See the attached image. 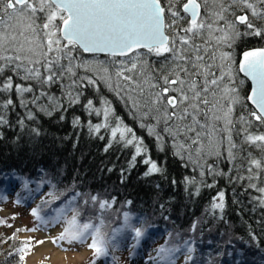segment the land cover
<instances>
[{
  "label": "trees",
  "instance_id": "trees-1",
  "mask_svg": "<svg viewBox=\"0 0 264 264\" xmlns=\"http://www.w3.org/2000/svg\"><path fill=\"white\" fill-rule=\"evenodd\" d=\"M185 1L173 0L182 16L185 15L182 12ZM161 3L167 8L169 0H161ZM223 3L224 0L201 3V16L208 21L210 29H206L203 39L196 43L207 49L200 55L215 65L212 68L215 77L225 73L227 78L220 91L214 90V98L213 93L207 97L212 101L207 115L199 117L200 124L207 127L197 130L198 137L196 132H184V126L192 124L190 118L184 124L176 122L181 129L176 143L184 145L183 148L173 146V138L163 131V123L156 124V113L147 117L144 115L147 108L138 111L126 100L128 92L116 76L125 57L87 55L76 50L73 63L81 66L75 69V79L88 77L96 84L85 82L84 86L73 89L67 88L72 83L68 78L43 86L36 80L23 79L26 72L23 66L19 73L12 66L0 71V117L4 120L0 123V196L3 197L0 203L5 202L15 183H25L28 191H34L29 194L31 201L48 185L47 199L35 205L36 215L54 214L55 217L57 211L70 212L63 233L77 237L80 242L87 237L92 240L94 254L83 264H99L100 259L103 264H124L121 260L124 248L128 247L132 254L137 253L131 240L137 246L162 240L159 247L161 264L175 259L188 247L197 250L191 264H264V204L260 202L264 193L259 191L264 189V169L248 171L250 160L264 162V145L245 143L244 136L245 131L264 134V125H249L241 120L242 116L247 118L252 106L247 101L250 85L238 71L241 52L251 47H263L264 35H239L230 42H223L224 33L217 29L233 20L230 13L225 14L224 20L217 18L216 13ZM231 11L250 16L238 8ZM38 15L41 18L36 23L42 25L43 14ZM165 18L166 23L171 21L167 13ZM253 22L264 29V20L253 18ZM11 23L19 25L21 31L25 29L26 22L19 18ZM183 26H187L186 20ZM236 28L240 33L248 31L244 25L237 24ZM31 38L30 35L17 36L19 43L11 47L19 51L23 46L27 56L31 45L25 41ZM139 51L143 54L146 50ZM225 53L231 60L222 63L220 57ZM8 55L12 53L0 50V56ZM165 56L167 60L154 54L145 57L149 75L161 70L167 74L172 65L170 54ZM27 58L39 59V51ZM9 77L13 87L4 90L2 86ZM194 79L203 83L199 77ZM229 83L240 100L228 114L232 124L231 139L236 146L234 162L227 158L228 132L223 131L227 107L222 94ZM16 85L31 87L32 91L21 97ZM144 87L142 106L148 99L147 85ZM69 90L82 93L79 104L69 106ZM37 97L36 103H31ZM49 97L57 98L61 107L54 109ZM89 99L98 108L102 107V101H108L114 112L112 125L115 126V117H119L143 141L146 153L133 160L134 145L126 146L117 141L109 146V130L92 134L89 122L93 125L101 123L103 116L89 115L84 110ZM9 100L11 104H8ZM42 107L46 111H41ZM77 117L80 123L74 125L73 120ZM141 123L156 125L163 140L158 142L147 127H140ZM197 139L198 143L193 144L192 141ZM177 151L181 155H176ZM215 152L221 153L219 158ZM149 158L161 168L160 172L145 175L149 165L144 160ZM209 166L214 169L212 173ZM253 184L256 188L250 187ZM221 192L224 193L222 212L212 208L213 202H219ZM0 220L5 221V218L0 215ZM205 225L212 229L203 230ZM13 239L15 236L0 240V264H21L20 253L25 251L28 243Z\"/></svg>",
  "mask_w": 264,
  "mask_h": 264
},
{
  "label": "snow or ice",
  "instance_id": "snow-or-ice-1",
  "mask_svg": "<svg viewBox=\"0 0 264 264\" xmlns=\"http://www.w3.org/2000/svg\"><path fill=\"white\" fill-rule=\"evenodd\" d=\"M202 2L206 4L207 0H186L182 6L185 15L182 16L173 0H169L167 8L162 5L161 0H0V50L12 53V55L0 56V62L7 61L0 63V71L12 66L19 73L23 66L26 70L23 79L36 80L43 86L53 85L68 78L72 83L67 88L73 89L84 86L85 82L87 85L96 84L94 79L88 77H80L79 81L75 79V69L81 66L73 63L76 50L123 56L125 61L121 62L116 76L128 92L126 100L131 101L132 106L138 111L147 108L144 112L147 117L156 113V124L163 123V131L173 138V146L183 148L184 145L176 143L181 133L176 122L184 124L190 118L192 124L185 125L184 132H196L198 137L197 130L207 127L206 124L201 125L199 122V117L207 115L208 106L212 102L207 97L209 93H213L214 98V90L220 91L221 84L227 78L225 73L218 78L215 77L212 71L215 65L208 63L200 55L201 52H207V49L196 43L198 39H203L205 30L210 29L208 21L201 16ZM224 4L228 6L225 7ZM260 5H264V0H224L216 16L219 20H224L225 14L230 13L233 15V20L224 28L217 29L224 33L221 38L223 42H230L239 35H264V29L257 27L253 22V18L264 20V7ZM233 8L250 13L251 18L248 14L236 15L231 11ZM166 13L171 17V21L167 23ZM38 14H43L42 25L36 23L41 18ZM15 18L26 22L23 31L20 30L19 25L14 26L11 23ZM185 20L186 27L183 26ZM237 24L244 25L248 31L238 32ZM29 35L32 38L25 41L31 45L27 49V56H34L38 50L39 59H28L23 46L19 51L11 47L19 43L17 36ZM140 49L146 51L142 54ZM153 54L157 57L163 56L166 60L168 57L165 54H170L172 67L167 74L161 70L149 75L150 69L145 57ZM220 60L223 63L230 61L231 57L225 53ZM239 72L251 81V91L247 100L253 106L247 118L242 116L241 120H245L249 125L254 123L264 125V48L245 51L239 64ZM194 77L201 78L203 83L201 84L200 80ZM145 85H147L148 99L142 106ZM2 87L4 90L13 87L10 77ZM15 87L21 97L24 93L32 91L31 87L23 85ZM81 95L79 91L74 93L69 90L67 93L69 106L79 104ZM222 98H225L227 107V114L223 117L225 120L223 131L228 132L227 158L230 162H234L236 146L231 139L232 124L228 120V114L233 111L236 104L240 103V100L230 83L223 89ZM38 99L35 98L31 103H36ZM49 101L54 109L61 107L57 98L49 97ZM11 103L12 101L9 100L8 104ZM84 110L89 115L103 116L101 123L93 125L89 122L88 127L92 134H99L102 129L109 130L111 137L109 146L117 141L123 142L126 146L134 145L136 152L133 160L136 156L146 153L143 141L130 127L124 125L119 117H115V126L112 125L114 112L108 101H102V107L98 108L89 99L84 104ZM41 111L46 109L42 107ZM0 123H4L2 117ZM79 123V117L73 120L74 125ZM140 127H147L149 134L154 135L158 142L163 140L156 131V125L141 123ZM244 136L245 143L264 145V134L256 135L245 131ZM192 143H198V139L193 140ZM175 154L181 155V152L177 151ZM214 154L217 158L221 155L220 152ZM144 163L149 165L145 175L161 171L157 163L150 158L145 159ZM253 169H264V162L257 159L250 160L248 171ZM208 170L210 173L214 171L211 166ZM250 187L256 188V185ZM259 191L264 193V189ZM0 199L3 197L0 196ZM218 199L219 202H213L212 208L222 212L223 192L218 194ZM260 202L264 204V199ZM31 214L36 216V209H33ZM37 219L40 218L37 216ZM3 223L4 221L0 220V224Z\"/></svg>",
  "mask_w": 264,
  "mask_h": 264
},
{
  "label": "rangeland",
  "instance_id": "rangeland-1",
  "mask_svg": "<svg viewBox=\"0 0 264 264\" xmlns=\"http://www.w3.org/2000/svg\"><path fill=\"white\" fill-rule=\"evenodd\" d=\"M20 190L21 185L18 186L16 184L13 187L11 195L8 196V200L4 203H0V215L5 218L4 222L7 224L0 226V240L2 237L4 240L5 238L12 239L15 236L20 242L27 241L28 245L25 251H21L20 253L21 264H28L27 258L33 253L34 249L48 241H52L57 249L64 250L65 252L81 248L89 250L88 254L82 260L70 264H83L92 258L94 251L91 247V238H87L85 241L80 242L77 237L61 233L64 224L67 222V217L58 218L56 221L45 220L42 222L38 221L37 217L31 214L35 203L47 198L45 191H42L39 196L35 197L33 202H29L28 199H25V201L19 200L23 193V191ZM53 227H57L58 233L56 236L48 238V236L44 234L49 235V231ZM16 239L12 241H16ZM159 243V241H155L151 245H146L140 250V253L136 254H132V251L126 247L121 252V260L124 264H158L159 261L155 254ZM130 244L132 245V240ZM3 248L4 247H2V249ZM191 254V250L188 249L181 256H178L175 259L176 262L174 261L172 264H189ZM38 262L37 264H53L51 262V254L49 252L44 253ZM98 262L102 264L100 260H98Z\"/></svg>",
  "mask_w": 264,
  "mask_h": 264
},
{
  "label": "bare ground",
  "instance_id": "bare-ground-1",
  "mask_svg": "<svg viewBox=\"0 0 264 264\" xmlns=\"http://www.w3.org/2000/svg\"><path fill=\"white\" fill-rule=\"evenodd\" d=\"M239 60H240V57H239ZM37 196H39V194H37ZM211 229H212V226L209 227L205 225L203 227V230L205 231H208ZM57 233H58L57 227H53L52 229H50L49 235L48 234H44V235L48 236V238H52L56 236ZM46 252H49L51 254V262L53 264H70L72 262L82 260L88 254L89 250L86 248H81V249H75L74 251L72 250L70 252H65L64 250L57 249L53 245L52 241H48L46 243H43L37 246L34 249L33 253L27 258L28 264L39 263L38 261H40L43 254Z\"/></svg>",
  "mask_w": 264,
  "mask_h": 264
},
{
  "label": "water",
  "instance_id": "water-1",
  "mask_svg": "<svg viewBox=\"0 0 264 264\" xmlns=\"http://www.w3.org/2000/svg\"><path fill=\"white\" fill-rule=\"evenodd\" d=\"M256 49H260V48H251V49H247V50H245V51H249V50H256ZM245 51H243L242 53H241V55H240V60H239V63H238V68H239V64H240V61H241V59H242V56H243V53L245 52ZM83 52V51H82ZM83 53H85V54H99V55H109V54H107V53H86V52H83ZM116 56H120V55H116ZM242 76H244V74L243 73H240ZM245 77V76H244ZM246 78V77H245ZM247 80H248V82L250 83V91H251V86H252V84H251V81H250V79H248V78H246ZM250 91H249V93H250ZM249 95V94H248ZM249 103H250V101H248ZM251 104V103H250ZM252 106V105H251ZM253 107V106H252Z\"/></svg>",
  "mask_w": 264,
  "mask_h": 264
},
{
  "label": "flooded vegetation",
  "instance_id": "flooded-vegetation-1",
  "mask_svg": "<svg viewBox=\"0 0 264 264\" xmlns=\"http://www.w3.org/2000/svg\"><path fill=\"white\" fill-rule=\"evenodd\" d=\"M264 47V46H263Z\"/></svg>",
  "mask_w": 264,
  "mask_h": 264
}]
</instances>
